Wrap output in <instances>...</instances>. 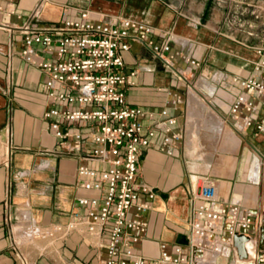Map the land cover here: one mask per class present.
<instances>
[{
  "label": "crops",
  "instance_id": "obj_1",
  "mask_svg": "<svg viewBox=\"0 0 264 264\" xmlns=\"http://www.w3.org/2000/svg\"><path fill=\"white\" fill-rule=\"evenodd\" d=\"M7 1L2 3L14 12L9 16L0 13V264H20L18 252L32 264H104L109 233L101 246L92 245L79 233L62 240L29 239L34 228L67 221L77 206V197L94 195L79 185L78 165L97 169L102 165L80 159V154L96 147L88 127L72 126V130L84 133V148L74 153L67 152L49 130L54 118H46L44 113L54 104L43 87L46 75L21 57L23 33L18 27L30 21L34 12L37 17L31 25L41 28L62 19H79L84 10L93 22L119 24L128 18L152 26V40L170 42L174 65L165 68L146 45L131 42L130 49L122 52L124 71L133 82L125 88L127 102L156 113L167 109L178 118L175 128L184 131L183 94L186 80L193 76L202 80L195 85L198 96L203 97L199 93L202 88L208 90L210 100L218 95V108L229 122L230 105L243 93L231 79L252 75V65L258 58V47L247 42L253 33L241 22L239 8L256 1L264 4V0H15L12 6ZM34 45L41 57L55 59L41 45ZM193 59L200 62L199 67L191 64ZM133 71L135 75L131 76ZM214 85L219 87L217 91ZM255 102L254 119L264 118V97L257 96ZM188 108L192 113L189 103ZM143 122L146 127L150 124L146 118ZM224 130L217 135L213 129L215 136H221L218 149L247 147L236 167L234 159L187 160L185 152L190 146L186 132L182 143L164 148L163 133L158 130L152 146L143 150L139 181L148 184L156 195L144 217L147 230L136 247L138 253L156 259L163 243L187 242L190 190L203 175L218 181L222 202H234L244 211L262 215L264 221L263 166L250 144L264 151V130ZM141 198L147 200L145 195ZM258 233L253 251L262 254ZM252 256L249 254V258ZM237 260V254L229 248L215 256L211 264H233Z\"/></svg>",
  "mask_w": 264,
  "mask_h": 264
},
{
  "label": "built area",
  "instance_id": "obj_2",
  "mask_svg": "<svg viewBox=\"0 0 264 264\" xmlns=\"http://www.w3.org/2000/svg\"><path fill=\"white\" fill-rule=\"evenodd\" d=\"M14 1L8 0L7 4L12 6ZM13 12V8L8 10L0 0L1 14L9 16ZM36 14L34 12L30 21L18 27L23 33L20 54L46 75L43 87L48 100L54 104L44 113L46 118H54L49 130L60 139L67 152L74 153L83 150L84 133L72 130V126L88 127L96 147L80 154V159L102 167L79 164V185L94 195L77 197V206L69 213L67 221L34 228L29 239L62 240L79 233L92 245L101 246L105 234L109 233L105 240L104 264H210L226 249L237 254L233 236L244 234L251 237L246 249L253 256L248 255L243 261L264 264V252L259 256L251 251L255 233L264 223L263 216L244 211L234 202H222L218 181L210 175L200 177L197 186L190 190L187 242L163 243L161 255L156 259L137 252L141 235L147 230L144 217L151 207L150 200L156 195L148 184L139 181L141 154L152 146L158 130L163 133L164 148L182 143L184 131L175 128L178 118L165 108L156 113L128 104L125 88L133 82L124 71L122 52L130 49L131 42L142 43L165 68L172 69L171 44L168 40H152V26L128 18L119 24L93 22L89 12L84 10L79 19H62L55 25L38 28L31 25ZM34 44L41 45L55 59L41 57ZM256 51L258 58L252 65V75L231 79L243 92L229 108L228 123L237 131L264 130V118L255 120L253 116L257 111L256 97H264V47ZM190 62L197 67L200 65L194 59ZM130 75L134 76L135 71ZM145 118L150 121L148 127L144 125ZM17 259L20 264H32L21 252Z\"/></svg>",
  "mask_w": 264,
  "mask_h": 264
},
{
  "label": "rangeland",
  "instance_id": "obj_3",
  "mask_svg": "<svg viewBox=\"0 0 264 264\" xmlns=\"http://www.w3.org/2000/svg\"><path fill=\"white\" fill-rule=\"evenodd\" d=\"M239 14L241 16V22L243 25H245L247 29L253 33L252 36H249L250 39L247 42L257 47H264V4L262 2L256 1L253 5H243L239 8ZM201 81L202 80L198 76H193L187 79L186 82H188V84L185 88V93L183 94L185 96V113L183 118L184 133L186 132L187 143L190 146L188 148L189 151L185 152L187 153V160L192 159L196 161L197 159L202 158L206 160H215L217 158L228 160L234 159V166L236 167L239 156L241 158V156L245 155V152H247V147L218 149V143L221 140V136H215L213 127L211 125V114L209 113L208 109L204 107L205 104H203L204 106L202 105L203 107H198L200 110L197 108L198 110L195 112V114H192L191 111H189V91L196 84H200ZM212 88L217 91L219 87L214 85ZM199 93L203 97H208V90L206 88L200 89ZM217 96L218 95L214 94V96L211 97V100L209 98L214 110H217L224 120L226 123V128L229 131L233 130L236 132L235 128L222 116V113L219 109L220 103L215 100ZM259 158L264 172V159L261 158V156ZM252 159L255 161L256 158L252 157ZM233 264H236V262Z\"/></svg>",
  "mask_w": 264,
  "mask_h": 264
},
{
  "label": "bare ground",
  "instance_id": "obj_4",
  "mask_svg": "<svg viewBox=\"0 0 264 264\" xmlns=\"http://www.w3.org/2000/svg\"><path fill=\"white\" fill-rule=\"evenodd\" d=\"M190 98H189V105L191 107V109L195 110V112L199 109L198 107L202 106L203 104H206L207 105V109L208 111L210 112V114L212 113V115L214 114L215 115V121L213 122V129L216 130V133L217 135H222L223 131H226L224 130L225 127H226V123L224 122V120L222 119V117L220 116V114L218 113L217 110H214V107L211 105L210 103V100H209V97H200L198 96V89L196 86H193L190 90V93L189 95ZM204 106V105H203ZM202 106V107H203ZM205 107V106H204ZM198 108V109H197ZM190 109V108H189ZM192 110V113L194 114ZM200 110V109H199ZM190 111V110H189ZM199 113V112H198ZM213 115V116H214ZM198 117V116H197ZM213 118V117H211ZM192 124V123H191ZM212 125V124H211ZM212 130V129H211ZM228 130V129H227ZM195 133V132H194ZM215 133V134H216ZM264 159V158H263ZM255 241V240H254ZM256 245V244H255ZM251 243L248 244V248L250 249L251 247ZM251 251H253V249H251ZM255 251V250H254ZM254 251H253V254H254ZM214 259V258H213ZM211 264V263H210ZM236 264H245V261L243 260H237Z\"/></svg>",
  "mask_w": 264,
  "mask_h": 264
},
{
  "label": "water",
  "instance_id": "obj_5",
  "mask_svg": "<svg viewBox=\"0 0 264 264\" xmlns=\"http://www.w3.org/2000/svg\"><path fill=\"white\" fill-rule=\"evenodd\" d=\"M250 144L253 150L256 151V153L260 155L262 158H264V151L255 147L254 144L252 143ZM258 236L260 237L259 239V246H261L260 250H262V248L264 249V223L261 225L259 229ZM233 237H234V247L237 251L238 258L240 260L247 259L249 255V251H247L246 249V244L248 243V241H250L251 237L245 236L244 234H234ZM259 256H261V254Z\"/></svg>",
  "mask_w": 264,
  "mask_h": 264
}]
</instances>
